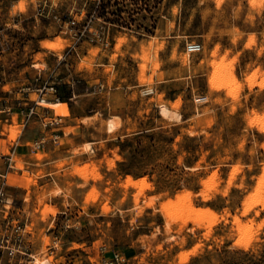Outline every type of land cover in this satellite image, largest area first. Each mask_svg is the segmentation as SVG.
<instances>
[{"label": "rangeland", "instance_id": "1", "mask_svg": "<svg viewBox=\"0 0 264 264\" xmlns=\"http://www.w3.org/2000/svg\"><path fill=\"white\" fill-rule=\"evenodd\" d=\"M5 176L21 264H264V0H0Z\"/></svg>", "mask_w": 264, "mask_h": 264}, {"label": "built area", "instance_id": "2", "mask_svg": "<svg viewBox=\"0 0 264 264\" xmlns=\"http://www.w3.org/2000/svg\"><path fill=\"white\" fill-rule=\"evenodd\" d=\"M47 5H44L42 3L39 4L38 6V13L40 15H46L50 14V12L53 10L56 11L54 7H46ZM53 6V5H52ZM61 13H56V18H58L61 21H64L63 18L66 16L68 18L67 23L69 24H77V20L70 18L69 15H60ZM73 29V28H71ZM73 36L75 38L74 44L71 46L70 50L68 53H74L76 55H79L78 51V44L85 39V32L82 29H79L78 31H75L73 33ZM95 37H93L94 39ZM202 48V44L200 42H190L187 44V49L189 51H199ZM68 53H65L64 55H67ZM99 88L103 89L105 88L104 84H96ZM52 88H56V86H52ZM155 92V88L153 86H147L144 85L140 89V94L142 96H149L152 95ZM43 94V91H42ZM61 94V93H59ZM58 94V99L63 98L62 95ZM44 95V94H43ZM43 95L40 97L39 100L35 101V105H32L28 108V111L26 113V122L29 121L32 115L37 114L40 115L37 111L38 106L42 105V103L45 101V98ZM210 101V96L206 93H200L194 96V102L197 105H203L206 104ZM43 116V115H42ZM43 121L44 118H43ZM45 124H48V122H45ZM53 140L55 142H58L59 137L61 136L59 133H53ZM49 142V139H46L45 135H41L36 139V146L38 148H43L46 146V144ZM9 160L12 161V157L9 155ZM9 167H12V163L9 164ZM7 183V179L5 176V179L3 180L2 184L0 185V203H4L5 200L7 199V195L5 192V185ZM5 205V204H4ZM4 214V224H2L1 227V232H0V264H5V257L7 256L10 261L16 259L19 257V259L15 260L12 262V264H21L22 261L24 260V256L26 255H32L29 253V251L26 249V244H25V238H26V228H27V223L21 222V220L17 216H13L9 208L4 207V209L0 210ZM20 255V256H19ZM124 257L122 256L121 253L119 252H114L113 256L111 258H102L100 262L97 264H122L124 261ZM96 264V263H95Z\"/></svg>", "mask_w": 264, "mask_h": 264}, {"label": "crops", "instance_id": "3", "mask_svg": "<svg viewBox=\"0 0 264 264\" xmlns=\"http://www.w3.org/2000/svg\"><path fill=\"white\" fill-rule=\"evenodd\" d=\"M40 136V135H39ZM37 135L36 134H30L29 136H27V140H29V141H32V140H36L37 139ZM35 149V148H34ZM43 149V148H42ZM49 151H51V153L53 154V156H52V160H47V161H44V163H42V165H44L45 167H48V168H51L52 166H53V162H54V160H56L57 159V157H59V153L61 152L60 150H58L57 148H54V149H52V150H50V148L49 147H47L46 148V146H45V149H44V152L46 153V152H49ZM62 152H66V151H62ZM53 179H55L54 177H53ZM18 191H20V195H23L24 196V194H26V190L23 188V189H21V188H19L18 189ZM36 197H37V195H35L34 194V202H36ZM25 204V202L23 203V205ZM33 205H36V204H33ZM14 209H16V207H14ZM20 211H22L23 213H28V214H30L31 216L34 214V206H32V207H30L29 209H26V207L25 206H23V208L22 207H19L18 208ZM27 218H28V216H27Z\"/></svg>", "mask_w": 264, "mask_h": 264}, {"label": "bare ground", "instance_id": "4", "mask_svg": "<svg viewBox=\"0 0 264 264\" xmlns=\"http://www.w3.org/2000/svg\"><path fill=\"white\" fill-rule=\"evenodd\" d=\"M122 40V39H121ZM119 42H121L120 40H119ZM118 44V43H117ZM119 45V44H118ZM150 45V44H149ZM151 47V46H150ZM120 50V49H119ZM147 55V54H146ZM149 56V55H148ZM189 56V55H188ZM185 58V57H184ZM188 62V61H187ZM143 76H144V74H143ZM215 79V76L211 79V83L214 85V80ZM214 87V86H213ZM61 101H59V102H47V103H49V106H52V105H54V104H59ZM161 111H162V113L163 114H165V115H170L171 114V108H168V106L167 105H165V104H162L161 105ZM171 109V110H170ZM175 116V115H174ZM176 117V116H175ZM117 123H116V121L114 120V119H110L109 120V128L111 129V130H114L115 128H116V125ZM115 162V161H114ZM114 162H112V163H114ZM111 165V164H110ZM109 166V165H108ZM112 166V165H111ZM110 167V166H109ZM126 179H124L123 181H125ZM146 180V179H145ZM127 182L128 183H130V184H137L138 183V180H134L131 176H128L127 177ZM123 183V182H122ZM126 186H128L127 184H125ZM134 186V185H133ZM187 191V190H186ZM185 192V191H184ZM178 194H179V192H178ZM182 194H184L185 195V193H182ZM181 194V195H182ZM180 195V194H179ZM179 197H177V200H179L178 199ZM185 198H187V195L185 196ZM181 199V198H180ZM183 200V199H182ZM248 200V199H247ZM179 201H181V200H179ZM184 201H185V199H184ZM186 202V201H185ZM183 204V203H182ZM186 205L188 204V207L190 206V207H192V205H190L189 204V202L188 203H185ZM184 204V205H185ZM183 205V207H185ZM244 205H246V204H244ZM248 207V206H247ZM186 208V207H185ZM184 208V209H185ZM188 209V211H190L189 209H191V208H187ZM248 209H250V208H248ZM193 210V209H192ZM208 211V210H207ZM206 212V211H205ZM246 213V212H245ZM221 219V218H220ZM238 220V219H237ZM227 221V220H226ZM240 236V235H239ZM247 239H249V238H247ZM247 239H243V240H247ZM239 244V243H238ZM250 245V244H249ZM240 247V246H239ZM246 247H247V245H246ZM248 248V247H247ZM192 249V248H191ZM193 252V251H192ZM182 254V253H181ZM184 254V253H183ZM184 256V255H183ZM188 259V258H187ZM184 262V261H183Z\"/></svg>", "mask_w": 264, "mask_h": 264}]
</instances>
